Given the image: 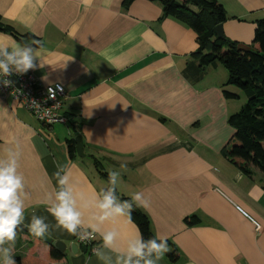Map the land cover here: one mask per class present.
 <instances>
[{
	"label": "crops",
	"instance_id": "1",
	"mask_svg": "<svg viewBox=\"0 0 264 264\" xmlns=\"http://www.w3.org/2000/svg\"><path fill=\"white\" fill-rule=\"evenodd\" d=\"M122 1L0 0L2 21L36 39L0 31V44L39 42L44 67L33 72L42 83L64 86L62 108L72 121L44 125L0 97V156L14 139L25 182V225L33 214L55 224L47 200L58 167L87 196L106 187L95 157L103 170L120 172L118 194L130 199L139 191L148 198L150 207L140 209L153 235L166 237L178 256L165 255L159 264H264V176L255 167L251 176L244 174L221 152L233 133L228 117L245 94L225 84L222 64L199 69L192 56L196 33L163 16L160 2L133 0L124 8ZM218 1L226 13L224 35L249 47L255 21L264 18V0ZM224 88L237 97L226 98ZM77 135L84 155L71 157L66 139ZM192 216L196 221L188 224ZM105 227L117 228L122 238L138 228L123 217ZM23 232L11 245L13 255L26 254L34 240L41 255L60 240L65 257L49 264H103L86 246L72 252L75 236L66 231L51 228V243Z\"/></svg>",
	"mask_w": 264,
	"mask_h": 264
},
{
	"label": "clouds",
	"instance_id": "2",
	"mask_svg": "<svg viewBox=\"0 0 264 264\" xmlns=\"http://www.w3.org/2000/svg\"><path fill=\"white\" fill-rule=\"evenodd\" d=\"M39 42H14L0 44V84H12L9 77L23 75L29 70L43 68L41 52L35 46ZM58 87V86H57ZM48 98H55V90L48 89ZM38 110L41 118H51L49 111H39L41 102L29 101ZM0 156V264H16L11 245H14L17 231L26 226L37 238H44L51 228H58L74 235L81 242L99 238L100 245L93 251L103 264H159L169 252L166 237L145 238L137 228L135 233L122 238L115 227H105L106 222L118 217L132 221L134 208L148 209L150 202L142 192H135L128 200H122L117 193L121 174L117 170L108 173L107 186L95 196H87L77 189L71 174L63 167L53 173L56 179L53 194L47 200V212L55 221L33 214L25 225V182L19 171L20 150L15 140ZM121 163L120 168H126Z\"/></svg>",
	"mask_w": 264,
	"mask_h": 264
},
{
	"label": "trees",
	"instance_id": "3",
	"mask_svg": "<svg viewBox=\"0 0 264 264\" xmlns=\"http://www.w3.org/2000/svg\"><path fill=\"white\" fill-rule=\"evenodd\" d=\"M133 0H123L122 6L128 7ZM153 1V0H152ZM160 2L163 16H170L190 27L196 33L197 48L192 53L200 70L205 66L220 63L228 72L226 85H232L245 94L246 100L240 109L228 117L233 133L222 148V155L244 174L251 176L252 167L257 168L264 176V18L255 21L254 35L250 48H241L235 40L218 38L214 32L217 24L226 19V13L218 0H156ZM0 31L10 33L17 39L33 38L30 33L20 34L12 25L2 21ZM226 98H235L237 94L223 90ZM72 125V123L70 124ZM66 144L71 157L75 156L74 138H67ZM99 175L108 182V173L103 170L101 162L93 158ZM118 193V192H117ZM121 199L129 197L118 194ZM132 221L144 237H154L148 216L140 208H134ZM191 224L196 217H186ZM17 232L24 233L20 228ZM37 239V238H36ZM166 254L170 260L177 259L173 243ZM26 254L14 255L16 264H49L64 259L65 252L50 245L43 254L35 253V240L29 243Z\"/></svg>",
	"mask_w": 264,
	"mask_h": 264
},
{
	"label": "built area",
	"instance_id": "4",
	"mask_svg": "<svg viewBox=\"0 0 264 264\" xmlns=\"http://www.w3.org/2000/svg\"><path fill=\"white\" fill-rule=\"evenodd\" d=\"M12 84L5 86L0 84V97L2 99H10L26 110L32 113L35 118L44 125H53L56 123L70 125L71 118L63 112V100L66 98L64 86L61 83L55 82L52 84L42 83L39 78L34 74L33 70H29L23 75H14L9 77ZM14 79V80H13ZM58 86V87H57ZM49 87L54 88L55 98H48ZM35 99L42 104L39 111H49L51 118H41L38 110L33 109L29 103L30 100ZM256 228L259 226L256 221H253ZM75 241L81 245L86 246L90 251L97 248L96 239L86 242H81L75 237Z\"/></svg>",
	"mask_w": 264,
	"mask_h": 264
},
{
	"label": "water",
	"instance_id": "5",
	"mask_svg": "<svg viewBox=\"0 0 264 264\" xmlns=\"http://www.w3.org/2000/svg\"><path fill=\"white\" fill-rule=\"evenodd\" d=\"M214 32L216 34V36L218 38H223L224 37V33H223V29H222V23H219L215 26L214 28ZM241 48H245V49H248L250 47H243L241 45H239ZM14 80V79H13ZM74 140H75V151H76V154L78 156H83V151H82V145H83V142H82V137L80 135H77L74 137ZM21 229L27 233H30V231L28 230V228L26 226L24 227H21ZM31 234V233H30ZM42 240H44L45 242H48V243H51L52 242V239L50 236H46L44 238H40ZM53 245L54 247H56L57 249L61 250V251H64L65 249V245L62 241L60 240H56L53 242ZM70 248L72 250V252H76L78 251L79 249H81L82 251H86V247L85 246H79V244H77L76 242L72 243L70 245Z\"/></svg>",
	"mask_w": 264,
	"mask_h": 264
},
{
	"label": "rangeland",
	"instance_id": "6",
	"mask_svg": "<svg viewBox=\"0 0 264 264\" xmlns=\"http://www.w3.org/2000/svg\"><path fill=\"white\" fill-rule=\"evenodd\" d=\"M219 64H220V63H219ZM220 65H221V64H220ZM222 67H223V66H222ZM242 101H243V103L245 102L244 100H242ZM243 103H242V105H243ZM240 106H241V105H240ZM62 109H63V108H62ZM239 109H240V107H239ZM239 109H238V110H239ZM238 110H237V111H238Z\"/></svg>",
	"mask_w": 264,
	"mask_h": 264
}]
</instances>
